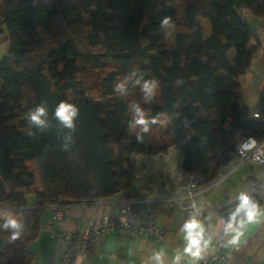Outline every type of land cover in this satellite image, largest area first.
<instances>
[{"label":"trees","instance_id":"obj_1","mask_svg":"<svg viewBox=\"0 0 264 264\" xmlns=\"http://www.w3.org/2000/svg\"><path fill=\"white\" fill-rule=\"evenodd\" d=\"M243 9L264 21V0H0V35L6 25L10 41L0 59V212L25 223L15 242L0 231V264H33L43 221L64 201L135 197L133 154L179 149L182 171L203 188L237 160L240 137L264 140V121L240 95L257 40ZM58 17L63 26L54 29ZM133 72L158 81L151 102L131 83L126 97L114 92ZM61 101L79 108L70 151L54 120L42 133L27 120L41 102L51 117ZM131 103L157 118L139 140Z\"/></svg>","mask_w":264,"mask_h":264},{"label":"crops","instance_id":"obj_2","mask_svg":"<svg viewBox=\"0 0 264 264\" xmlns=\"http://www.w3.org/2000/svg\"><path fill=\"white\" fill-rule=\"evenodd\" d=\"M250 21H246L248 26ZM260 26L263 34L258 30H252L257 35V40H253L250 44V49L253 51L252 63L244 74V83L239 82L242 100L250 107L252 113L256 108H260L258 118L264 121V25ZM255 63H258L257 67L259 66L257 72ZM246 97L249 100H246ZM181 162L182 158L180 163L172 164L160 177H149L148 180L132 185L130 191L135 196L133 198L125 197L121 192L110 199L94 203L62 202L64 215L52 219L51 210L32 244L33 264H61L59 259L64 242L51 237L50 230L70 231L77 226L87 228L90 224L98 225L104 214L113 215L118 207L139 199L152 201L130 202L129 221L139 224L152 217L162 229L163 235L159 238H150L141 235L129 236L125 232L104 233L94 240V247L100 255L92 258L79 257L75 264H118L119 261L128 264H156L151 257L155 252L160 251L164 253L165 264H172L177 251L182 254V264H186V261L193 263L197 258L184 253V233L181 228L194 212L180 203L169 204L164 200L177 193H185L186 178L181 169ZM241 191L253 193V197L261 200L260 208L264 209V163L247 162L235 168L234 162L232 166L222 170L216 182L200 189L195 197V203L204 214V220L207 221L204 226L207 233L215 234L223 227L222 214L218 209L235 203ZM184 204L186 205L187 202L185 201ZM243 232L244 235L237 245L225 247L226 260L223 264H264V216H261L257 222L248 224ZM214 242L213 238V242L202 254L213 251Z\"/></svg>","mask_w":264,"mask_h":264},{"label":"clouds","instance_id":"obj_3","mask_svg":"<svg viewBox=\"0 0 264 264\" xmlns=\"http://www.w3.org/2000/svg\"><path fill=\"white\" fill-rule=\"evenodd\" d=\"M162 29L171 27V18L165 17L160 24ZM136 76L133 80L132 77ZM133 87L139 86L143 93V100L148 103L156 95L158 89V81L155 79L145 80L143 75H137L136 72L125 76L114 86V92L120 97H126L129 92V84ZM129 109L132 112V120L129 126L133 129H139L137 139H142V133H147L150 125L156 123L157 118L149 119L146 111L139 103H131ZM79 116V108L71 102L61 101L55 107L54 112L49 115L46 102H41L32 109L27 116L30 128H34L38 132H45L53 127L52 121L56 122V127L62 136V149L70 151L71 146L75 143L73 133L76 130V120ZM67 130V131H65ZM29 135H35L30 132ZM196 208V205H192ZM261 216H264V209H261L253 197L246 191H241L236 197L234 210L228 214L226 220L222 219L223 225L222 235L218 237L222 247L235 246L240 242V238L244 235L243 230L248 224L257 222ZM0 231L10 233L9 242H15L20 239L25 231V223L23 220L14 218L11 214L0 212ZM181 231L184 233V253L190 254L193 258H201L202 252H206L209 245L213 242L214 234L205 231L204 224L199 219V209L194 212L183 224ZM230 237V238H229ZM156 264H165L164 253L162 251L155 252L151 257ZM172 264H182V254L177 251L172 260Z\"/></svg>","mask_w":264,"mask_h":264},{"label":"built area","instance_id":"obj_4","mask_svg":"<svg viewBox=\"0 0 264 264\" xmlns=\"http://www.w3.org/2000/svg\"><path fill=\"white\" fill-rule=\"evenodd\" d=\"M260 108H256L253 112L255 117H259ZM237 160L235 168L247 162L264 163V140L257 141L253 137H240L235 145ZM186 178L185 193L176 194L170 198L164 199L172 204L180 203L193 212L199 209L195 203V197L200 191L199 179L193 173L183 172ZM148 202L152 200L139 199L131 200L126 205L118 207L113 215L111 213L104 214L98 225L90 224L87 228L77 226L70 231H53L50 230V236L64 242V248L61 252L59 262L61 264H75L79 257L86 256L92 258L100 255L94 247V240L104 233L125 232L129 236H145L150 238H159L163 235L162 229L159 227L154 218L150 217L145 221L136 224L129 221L130 202ZM185 201L187 204L185 205ZM195 204L196 208L192 205ZM64 215L63 206L60 204L52 208V219H57ZM199 218L204 226L207 221L204 220V214L199 210ZM223 228V227H222ZM222 228L214 234V249L211 252L201 254V258H197L193 263L186 261V264H223L226 260L225 247H222L218 237L222 235ZM118 264H128L125 261H119Z\"/></svg>","mask_w":264,"mask_h":264},{"label":"rangeland","instance_id":"obj_5","mask_svg":"<svg viewBox=\"0 0 264 264\" xmlns=\"http://www.w3.org/2000/svg\"><path fill=\"white\" fill-rule=\"evenodd\" d=\"M240 17L245 20H251L249 27L251 30H258V32H260V34H263L262 31V27L259 25H264L263 21L252 15L248 10L243 9L241 11H238ZM206 34L209 33L210 30V25L208 23V21L206 19H202ZM261 23V24H260ZM259 24V25H258ZM54 29H59L63 26V21L60 17L56 18L54 21ZM2 29L3 32L0 35V59L6 55L9 51L10 48V41L8 38V34H7V29H6V25H2ZM166 34H167V39H168V43L169 46H172V39H173V28L169 27L166 29ZM233 56V52L230 53V58ZM258 63H255L256 68L255 71L257 72V68H259V66L257 67ZM245 75H243L241 77V79H239V81H241V83H244V77ZM257 84L262 85V83L257 82ZM264 86V83H263ZM246 100H249L248 97H246ZM262 118V117H260ZM181 158H183V152L179 149H174L172 148L169 152V155L167 154H158V155H152V156H148V155H143V154H133L132 155V163L134 166V177H133V182L132 185H136L140 182H142L143 180H148L149 177H160L162 176V174L165 172V170H167L172 164H178L181 161ZM132 186V188H133ZM201 189V188H200ZM26 201L27 202H32L35 201V195L33 193L31 194H27L26 195ZM16 219H20L21 218L19 216L15 217Z\"/></svg>","mask_w":264,"mask_h":264},{"label":"water","instance_id":"obj_6","mask_svg":"<svg viewBox=\"0 0 264 264\" xmlns=\"http://www.w3.org/2000/svg\"><path fill=\"white\" fill-rule=\"evenodd\" d=\"M253 199L258 203V205H259V207H260V203H259L257 197L254 196ZM233 210H234V205H233L232 207H229L228 209L224 210V211L222 212V218H223L224 220H226L227 217H228V214H229L231 211H233Z\"/></svg>","mask_w":264,"mask_h":264}]
</instances>
